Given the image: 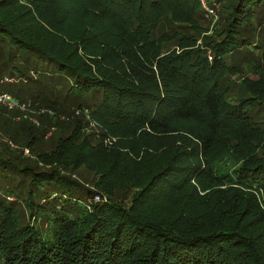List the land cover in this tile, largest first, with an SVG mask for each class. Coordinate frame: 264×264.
I'll return each instance as SVG.
<instances>
[{"label":"trees","instance_id":"16d2710c","mask_svg":"<svg viewBox=\"0 0 264 264\" xmlns=\"http://www.w3.org/2000/svg\"><path fill=\"white\" fill-rule=\"evenodd\" d=\"M221 9L209 33L198 0H0V94L23 106L0 108L16 146H0L1 192L26 186L29 212L22 224L0 199L1 264H264V125L246 111L264 81L243 78L254 97L232 100L249 66L226 60L264 57V0ZM36 108L86 112L93 129L40 111L33 124Z\"/></svg>","mask_w":264,"mask_h":264},{"label":"rangeland","instance_id":"374dc122","mask_svg":"<svg viewBox=\"0 0 264 264\" xmlns=\"http://www.w3.org/2000/svg\"><path fill=\"white\" fill-rule=\"evenodd\" d=\"M211 1H213V2H209V4H212V3L215 4L214 5L215 15H207L206 13L203 12V16H204L203 27H205L207 29H210L209 33H211L212 28H214L215 26L219 27V25H220V21H219L220 20V15L222 14L221 5H223L228 0H218L220 3L217 0H211ZM263 14H264V12H263ZM258 36H259L258 39L264 42V23L261 26V28L259 29ZM260 50L261 49H259V50L258 49H254V50H252V52H244L242 54H238V55H235V56H232V57H228V56L226 57L227 63L229 65H232V64L240 65L242 63L241 65L244 64L243 67H245L247 64L249 66L247 68H243L241 73H237L236 75L231 77V80L228 83L229 92L227 91V94L229 95V97L232 100H236L237 101V100H241V99H247V98L254 97V93H253L252 89L249 87V85H250L249 82H247L246 86H244L245 84L243 85V82H242L243 78L247 79V80H250L252 83L259 82L260 80L264 81V57L262 56V53H261ZM12 63L17 65L18 61L13 60ZM17 66H19V64ZM15 82H16V79H15ZM5 83H6L5 81H3V82L0 81V90L10 91L12 86H9V85H7ZM58 87H60V86H58ZM62 96H63V94L60 93V97H62ZM62 102L63 101L60 100V103H62ZM65 105L69 106L70 109H74L75 108L74 106H76V104H74V103H71V104L65 103ZM0 108L4 109L3 106H0ZM4 110H2L3 112L2 111H0V112L4 113L5 112ZM6 111L12 112L13 110L6 109ZM39 111L42 114L43 113L44 114L45 113L53 114V116L55 118H57L58 121L64 123V125L68 128V131H70L73 128L75 122L78 121V120L82 121L83 127L86 126V125L90 126V127L86 126V129L88 130L87 133H90L91 129H93L91 127L92 123L89 121L88 117H86L87 113L86 112H81L80 110H76V109H75L74 113L65 114L66 112L65 113H56V112H54L53 110H50V109L40 108V109H37V110L32 109V111H29V112L25 111V113L23 115L26 118L29 117L30 122H32L34 124L37 121H39L38 118H37V114L35 113V112H39ZM246 111H247V115L249 117H251L255 122H261L264 125V103L260 104L258 102H255V103L252 104V106H249ZM10 119L11 118H10V114L9 113L0 114V121L1 120H10ZM15 122H17V121H15ZM40 126H41V124H40ZM40 126L33 128L32 137H35V139H36V145L35 146H36L37 149H39L41 152H48V151H50V150H52L54 148L55 140H54V138L47 139L46 137H43L42 136V128ZM25 130H26V128H22L21 125L13 124L11 129L8 130L7 135L8 136L23 135V136L27 137L28 133H25L24 132ZM47 135H49V134H47ZM113 140L114 139L106 140L104 142L105 146L106 147L107 146L115 147L114 143H113ZM7 141H8L7 136L3 135V133L0 131V146H1V143L7 142ZM8 142L10 144L11 149L14 150L15 147H16L14 145V143L11 142V141H8ZM23 157L24 158H28V159L29 158L33 159V157L30 156V154H28V152L26 150L24 151ZM83 176L85 177V179H87V177H86L87 175H83ZM15 181H16V179L13 180V182H15ZM17 182H19V179L17 180ZM83 184L85 186H87V187H91L90 185H88V180L87 181L84 180ZM4 185H5V183H3L2 180H0V199L3 200L4 202L8 203V205L11 207L12 210L17 211L18 214H19L20 222L22 224H25L28 221V216H29V212H27L26 205H25L26 203L24 202V198H25L24 195H25V192L27 191V187L24 186V188H23L24 191H22L23 193L20 194V196L15 191H13L11 194L6 195V194L1 192V188H3ZM16 185L17 184H13L12 185L13 188ZM52 195L53 194H50V196H52ZM62 196L63 195L60 192H57L55 194V199H57L55 201L56 204L62 202V199H63ZM45 198L46 197L42 198L45 201L41 200L42 203L44 202L43 205H46L48 203L45 206V211L47 212V210L49 209L50 212L54 213L55 212V208L53 206L54 201L50 200L49 199L50 197L47 200ZM70 198L73 199V200H76L77 196L74 195V196L69 197L67 195V199H70ZM78 201L79 202L82 201L83 204L90 203V200H87V201L84 200V195L83 194L79 196ZM34 223H35V221H34ZM34 225L40 226V227H42L44 229L45 225H46V220H42L39 223V225H38V223H35ZM0 264H1V262H0Z\"/></svg>","mask_w":264,"mask_h":264},{"label":"built area","instance_id":"2783aa9c","mask_svg":"<svg viewBox=\"0 0 264 264\" xmlns=\"http://www.w3.org/2000/svg\"><path fill=\"white\" fill-rule=\"evenodd\" d=\"M200 3L201 8L203 9L204 13L207 15H215V9H214V3L209 4L208 0H198ZM0 106H3L4 108L8 110L13 109H20L23 110V106L19 105L9 94L2 93L0 94Z\"/></svg>","mask_w":264,"mask_h":264}]
</instances>
